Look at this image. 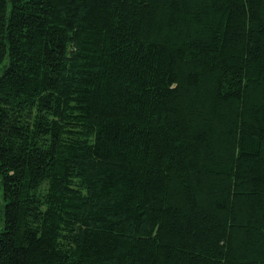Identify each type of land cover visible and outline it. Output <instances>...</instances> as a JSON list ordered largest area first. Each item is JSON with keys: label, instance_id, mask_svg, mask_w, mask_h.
I'll list each match as a JSON object with an SVG mask.
<instances>
[{"label": "trees", "instance_id": "16d2710c", "mask_svg": "<svg viewBox=\"0 0 264 264\" xmlns=\"http://www.w3.org/2000/svg\"><path fill=\"white\" fill-rule=\"evenodd\" d=\"M0 264H264V0H0Z\"/></svg>", "mask_w": 264, "mask_h": 264}]
</instances>
